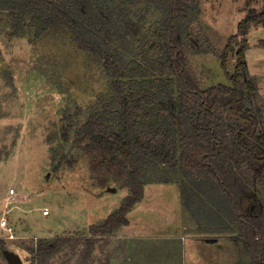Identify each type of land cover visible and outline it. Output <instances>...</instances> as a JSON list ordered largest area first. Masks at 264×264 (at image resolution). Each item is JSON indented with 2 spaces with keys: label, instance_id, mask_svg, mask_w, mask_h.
Instances as JSON below:
<instances>
[{
  "label": "rangeland",
  "instance_id": "obj_1",
  "mask_svg": "<svg viewBox=\"0 0 264 264\" xmlns=\"http://www.w3.org/2000/svg\"><path fill=\"white\" fill-rule=\"evenodd\" d=\"M263 6L264 0H199L194 27L220 52L247 10L259 11ZM127 9L143 32L160 22V13L151 5L134 3ZM246 40V68L256 83L254 103L261 108L264 133V26H251ZM139 43L125 35L112 43L124 55L128 73L132 72L128 66L136 64L131 50ZM235 59L230 52L224 70L212 51L189 55L202 87L228 84L226 72L233 71ZM109 85L102 64L77 46L63 27L50 26L36 36L28 18L20 36H12L6 11L0 10V215L5 207L9 209L6 215L17 237L6 239L0 228V264H7L3 250L18 253L24 264H30L25 258L30 256L27 246L40 237L61 235L80 241L64 245L47 264H198L202 260L225 264L229 250L231 264H249L241 260L239 241L223 240L220 247H210L179 238L189 236V230L229 237L236 232L230 231L232 224L223 212L217 213L224 216L218 224L204 211L186 209L180 194L183 176L152 161L145 168L144 203L128 212L127 224L95 239L84 258L88 244L81 239L89 226L103 220L128 193L120 182L92 170L88 156L72 142L74 131L92 109L110 106ZM64 129L69 131L68 141L62 139ZM113 187L115 191L109 190ZM248 193H255L264 206L263 190L251 187Z\"/></svg>",
  "mask_w": 264,
  "mask_h": 264
},
{
  "label": "trees",
  "instance_id": "obj_2",
  "mask_svg": "<svg viewBox=\"0 0 264 264\" xmlns=\"http://www.w3.org/2000/svg\"><path fill=\"white\" fill-rule=\"evenodd\" d=\"M144 3L161 15L149 31L124 10ZM199 0H0L12 36H20L29 18L35 35L59 25L80 48L95 57L110 78V106L92 109L74 131L73 144L89 158V167L104 179L128 188L118 207L89 226L82 237L90 253L95 239L127 224V213L143 197L145 168L150 161L170 167L180 182L183 206L204 211L217 223L227 217L230 231L251 264H264V206L251 187L264 191V133L255 80L246 68V35L264 26V6L249 8L235 34L220 52L195 26ZM121 34V35H120ZM139 40L125 67L124 55L112 48L121 36ZM212 51L226 69L234 52L235 65L226 72L228 84L202 87L189 63L193 52ZM149 76V77H148ZM140 77V78H139ZM136 78V79H135ZM69 131H62L68 141ZM99 180L106 184V180ZM252 202V206L246 204ZM223 212L224 216L217 213ZM217 215V216H216ZM236 229V230H235ZM80 237L37 239L27 246L30 264H47L64 245Z\"/></svg>",
  "mask_w": 264,
  "mask_h": 264
},
{
  "label": "crops",
  "instance_id": "obj_3",
  "mask_svg": "<svg viewBox=\"0 0 264 264\" xmlns=\"http://www.w3.org/2000/svg\"><path fill=\"white\" fill-rule=\"evenodd\" d=\"M144 194H145V191H144ZM144 194H143V197L141 198V200L139 201V202H137L135 205H134V207L129 211V213L130 212H132L137 206H141L143 203H144V201H145V196H144ZM129 213H127V214H129ZM127 219H128V217H127ZM188 234H189V236H180L179 238H183V239H185V240H194V241H199V242H202V243H204V244H208L210 247L212 246H217V247H220L221 246V244H222V241L223 240H226V241H229L230 240V242L231 241H233L234 243H237L238 241L237 240H235L234 238H232V237H229V235L227 236V235H219V234H217V233H214V231H208V230H206V231H203V232H200V231H197V232H191L190 230H189V232H188ZM178 237V236H177ZM170 238H176V235H174V236H172V237H170ZM181 241H182V239H181ZM238 244V243H237ZM235 244H233V246H234ZM231 248H232V246H231ZM234 250V249H233ZM242 250V249H241ZM231 250H229L228 251V254H229V257L227 258L228 260H226V262H225V264H231V262L230 261H232L231 260V254H232V252H230ZM235 252V251H234ZM241 256L243 257V259H241L244 263H245V261H248L249 262V264H251V262H250V257L249 256H247V255H245L242 251H241ZM196 262H198V261H196ZM198 264H216V263H214V262H210V261H204V260H202V261H200ZM218 264H221L220 262L218 263ZM222 264H224V263H222Z\"/></svg>",
  "mask_w": 264,
  "mask_h": 264
},
{
  "label": "built area",
  "instance_id": "obj_4",
  "mask_svg": "<svg viewBox=\"0 0 264 264\" xmlns=\"http://www.w3.org/2000/svg\"><path fill=\"white\" fill-rule=\"evenodd\" d=\"M9 194H10V197L14 198V196H13L14 189H12V188L9 189ZM8 212H9V209H7V207H5L4 211L0 215V228L2 229V231L6 232V234L4 236L6 239H16L17 237L14 235L13 226L9 222V219L7 218V215H6V214H8ZM42 213L47 215L48 209L42 210Z\"/></svg>",
  "mask_w": 264,
  "mask_h": 264
},
{
  "label": "water",
  "instance_id": "obj_5",
  "mask_svg": "<svg viewBox=\"0 0 264 264\" xmlns=\"http://www.w3.org/2000/svg\"><path fill=\"white\" fill-rule=\"evenodd\" d=\"M111 191H115V188H111L109 189ZM3 255L5 256L6 260H7V264H24L21 256L11 250H3Z\"/></svg>",
  "mask_w": 264,
  "mask_h": 264
}]
</instances>
